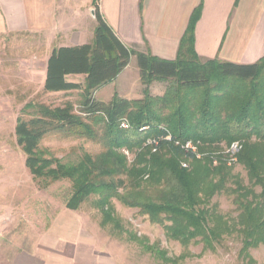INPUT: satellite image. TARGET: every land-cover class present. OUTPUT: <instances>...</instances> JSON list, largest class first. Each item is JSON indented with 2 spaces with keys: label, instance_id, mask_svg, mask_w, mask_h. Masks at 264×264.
<instances>
[{
  "label": "trees",
  "instance_id": "trees-1",
  "mask_svg": "<svg viewBox=\"0 0 264 264\" xmlns=\"http://www.w3.org/2000/svg\"><path fill=\"white\" fill-rule=\"evenodd\" d=\"M197 17L196 11L176 58L164 60L127 47L96 10L92 43L54 49L47 60L43 92L77 91L79 110L69 102L56 107L30 102L16 120L15 141L33 179L69 184L67 210L97 196L102 224L122 233L114 198L184 248L201 245L202 252H215L234 237L241 244L239 257L256 264L250 250L264 246V56L252 64L201 60L194 49ZM132 58L142 98L114 94L108 102L96 100L95 91L114 81ZM72 75L85 76L83 84L68 82ZM156 82L165 85L161 96L150 94ZM55 134L96 140L104 150L64 162L40 148ZM235 143L240 149L231 156ZM121 149L133 155L131 162ZM233 165L244 170L246 184ZM221 194L232 196L235 216L212 203ZM157 253L172 264L189 257L183 253L169 260L165 252Z\"/></svg>",
  "mask_w": 264,
  "mask_h": 264
},
{
  "label": "crops",
  "instance_id": "crops-1",
  "mask_svg": "<svg viewBox=\"0 0 264 264\" xmlns=\"http://www.w3.org/2000/svg\"><path fill=\"white\" fill-rule=\"evenodd\" d=\"M96 10L127 47L160 59L176 58L196 11L194 49L201 60L252 64L264 56V0H0V38H30V80L36 79L43 90L54 49L92 43ZM84 78L72 75L67 81L83 84ZM137 88L141 90L139 72L132 58L114 81L95 91V98L108 102L123 92L119 97L138 100ZM68 225L55 224L44 243L15 255L9 264H117L82 235L84 227Z\"/></svg>",
  "mask_w": 264,
  "mask_h": 264
},
{
  "label": "rangeland",
  "instance_id": "rangeland-1",
  "mask_svg": "<svg viewBox=\"0 0 264 264\" xmlns=\"http://www.w3.org/2000/svg\"><path fill=\"white\" fill-rule=\"evenodd\" d=\"M30 43V38H0V264H9L15 255L28 253L35 244L44 243L45 235L55 224L60 227L66 222L75 229L84 227L82 235L92 238L97 249L117 264H172L162 260L158 251L165 252L169 260L189 254L177 264H247L238 255L241 244L234 237L225 238L215 252H202L201 245L184 248L167 239L162 227L151 223L137 209L125 207L112 198L115 217L120 219L125 231L120 233L111 223L102 224V213L95 206L97 196L90 197L76 211H69L64 205L69 194L67 182L44 184L33 179L15 141L14 128L21 110L30 102L53 107L69 102L79 110L80 93H44L36 79L30 80ZM164 87L161 82L152 83L150 94L156 96ZM142 90V86L141 90L137 88L134 95L141 99ZM119 93L115 94L119 96ZM40 148L64 162H75L83 153L97 155L104 150L96 140L62 134L44 139ZM120 152L128 162L133 160L126 149ZM233 166V173L246 184L244 170ZM212 203L217 204L221 213L235 216L232 196H215ZM134 235L140 242L132 238ZM144 246L152 247L151 251ZM250 256L256 264H264V246L250 250Z\"/></svg>",
  "mask_w": 264,
  "mask_h": 264
},
{
  "label": "built area",
  "instance_id": "built-area-1",
  "mask_svg": "<svg viewBox=\"0 0 264 264\" xmlns=\"http://www.w3.org/2000/svg\"><path fill=\"white\" fill-rule=\"evenodd\" d=\"M121 126H122L123 128H127V125H126V124H123V123H122ZM186 147H190V144L187 143V144H186ZM239 149H240V147L238 146L237 143H235V144H232V145L230 146L228 152L230 153L231 156H233L235 153H237V152L239 151ZM232 160H234V159H232Z\"/></svg>",
  "mask_w": 264,
  "mask_h": 264
}]
</instances>
